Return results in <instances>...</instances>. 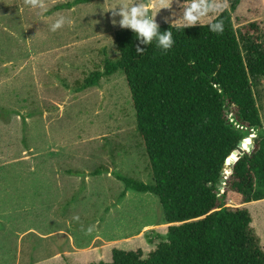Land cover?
Wrapping results in <instances>:
<instances>
[{
  "label": "rangeland",
  "instance_id": "1",
  "mask_svg": "<svg viewBox=\"0 0 264 264\" xmlns=\"http://www.w3.org/2000/svg\"><path fill=\"white\" fill-rule=\"evenodd\" d=\"M73 1L37 0L44 11L30 0H0V264L87 247L97 235L108 241V254L112 247H144L147 256L170 226L157 195L127 190L118 178L152 183L124 72L76 91L119 55L122 28L104 11L116 0L58 7ZM162 2L171 0H143L153 10ZM184 3L215 9L200 24L229 9L228 0H172L157 13V23L183 24ZM59 15L71 23L53 32L49 24ZM232 15L239 30L258 23L264 40V0H243ZM254 91L264 121V79L254 82ZM102 167L109 173L92 174ZM243 207L264 247V200Z\"/></svg>",
  "mask_w": 264,
  "mask_h": 264
},
{
  "label": "trees",
  "instance_id": "2",
  "mask_svg": "<svg viewBox=\"0 0 264 264\" xmlns=\"http://www.w3.org/2000/svg\"><path fill=\"white\" fill-rule=\"evenodd\" d=\"M242 2L228 0L229 9L211 22L223 21L222 32H211V23L185 29L160 25L173 33L175 42L167 51L155 40L141 44L130 29L118 30V57L107 58L104 71L76 86L80 92L124 72L152 183L118 178L127 190L157 195L170 224L147 256L143 249L115 248L112 262L88 264H264L261 236L243 207L264 200V121L254 91V82L264 79V40L258 23L245 31L235 28L232 13ZM136 45L145 49L143 55L136 54ZM253 134L254 148L238 153L245 138L250 148ZM234 156L239 159L232 171L227 168L222 192L225 165ZM103 171L109 173L102 167L92 174ZM232 201L236 207L228 206Z\"/></svg>",
  "mask_w": 264,
  "mask_h": 264
},
{
  "label": "clouds",
  "instance_id": "3",
  "mask_svg": "<svg viewBox=\"0 0 264 264\" xmlns=\"http://www.w3.org/2000/svg\"><path fill=\"white\" fill-rule=\"evenodd\" d=\"M30 3L34 7L38 6L46 11L42 3L37 4V0H30ZM171 3L162 2L158 9L153 10L145 7L143 0H134L133 3H129L128 0H116L115 3L110 4V6L107 7V9H104V11H111L114 18L112 23L118 24L121 28L132 30L136 39L139 40L141 44L150 45L155 40L157 47L167 51L172 48L175 42L173 39V33L170 30L161 31L160 25L156 21V16L160 9L169 7ZM183 9V15L180 17L183 19V24L177 25L178 29L181 27L185 29L188 26L200 24L201 17L206 15L209 11H215L210 5L205 6L196 3L191 5H186L184 3ZM117 16L120 17L118 21L115 19ZM66 23L70 24L71 20L63 15H59L49 24V27L51 31L55 32L62 28ZM209 30L215 33L222 32L223 21L211 23L209 25ZM135 52L137 55L141 56L144 54L145 49L136 45Z\"/></svg>",
  "mask_w": 264,
  "mask_h": 264
},
{
  "label": "crops",
  "instance_id": "4",
  "mask_svg": "<svg viewBox=\"0 0 264 264\" xmlns=\"http://www.w3.org/2000/svg\"><path fill=\"white\" fill-rule=\"evenodd\" d=\"M109 246L108 241L103 239L100 235H97L87 247H79L76 245L68 250L61 247V249H56L54 252H51L50 255H47L40 260H25L24 264H88L101 261L112 262L113 250L118 247H112V249H110V254H108L107 251L109 250ZM141 249L145 251L144 247Z\"/></svg>",
  "mask_w": 264,
  "mask_h": 264
},
{
  "label": "water",
  "instance_id": "5",
  "mask_svg": "<svg viewBox=\"0 0 264 264\" xmlns=\"http://www.w3.org/2000/svg\"><path fill=\"white\" fill-rule=\"evenodd\" d=\"M261 130V129H260ZM252 138V142L250 145V148H245V142L248 140V138H245L244 140H242L240 143H239V146L237 148V151L238 153L240 154H245L246 152H250L254 146H255V139H256V134H253L251 136ZM235 159L232 160V163H229V161L226 162V165H225V170H224V177L222 178V183L226 184V180L228 179V173H227V168H229L231 171H232V167H233V164H235V162L239 159L238 156H234Z\"/></svg>",
  "mask_w": 264,
  "mask_h": 264
}]
</instances>
